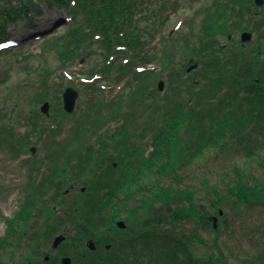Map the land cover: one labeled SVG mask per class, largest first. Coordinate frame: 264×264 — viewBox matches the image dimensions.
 Returning a JSON list of instances; mask_svg holds the SVG:
<instances>
[{
	"label": "trees",
	"instance_id": "obj_1",
	"mask_svg": "<svg viewBox=\"0 0 264 264\" xmlns=\"http://www.w3.org/2000/svg\"><path fill=\"white\" fill-rule=\"evenodd\" d=\"M13 1L0 0V17L3 18L4 23L12 22L21 14H27L31 10H39L34 4L35 0H20L21 7L14 14L8 11L14 9ZM42 1L65 8L73 18V26L65 36L69 38L68 44L60 53L63 64H66V58L71 59L72 62L83 56V47L87 45L82 44L86 41H90V45L94 42L103 45L107 51L106 60L116 56L110 66H106L104 72L109 74V70L113 69L114 72L119 73V78L128 79L130 93L126 105L129 108V119L134 118V122L136 118H140L141 121L146 120L142 127L140 125L143 131L139 137L149 140L138 146L128 134V126H121V130L114 135L116 139L112 140V144L103 143L102 147L107 152L99 153L97 161V163H117V167L110 166L108 172L95 175L94 179L96 178L100 183L98 181L89 183L87 194H82L75 201L60 202L54 198L40 202V198L35 196V193L40 195L46 193L45 189L50 188L47 182L53 184L56 174L47 177V180L40 184L39 189L34 187L27 195L21 210L7 220L6 234L0 239V264H46L43 260L36 259L32 249L15 262L14 257L23 247L22 242L27 234L37 246L44 234L46 238L51 239L57 232H64L68 237L65 246L70 247L69 244L71 246L74 244L71 242L73 232L67 230L68 226L78 230L80 243L86 237L102 238L104 232L101 231V227H106L109 231L116 230L114 223L122 211L129 212L128 221L133 227H137L138 238L123 237L125 241H129L128 247L119 244L117 246L114 243L115 250L121 248L117 255L111 253L110 255L114 254V256L97 263L94 261L89 263L88 260V264H207L199 257L205 256L202 251L196 253L189 245L198 240L203 243L200 237L178 233L177 236L172 233L168 235L167 232L159 234L156 229L168 225L176 231L179 223L190 222L193 219L198 225L213 230L208 218L221 209L223 198L217 194V201L209 200L210 207L207 208L200 202L203 199L197 196L196 189L180 186L163 187L158 182L156 185L145 186V182L153 175L157 176V180L168 177L173 181H180V172L189 166L190 169H195L194 162L212 150L226 153L243 152L246 156L258 155L264 150V57L256 53L252 57L253 64L240 68L241 55L232 49L231 55L226 59L223 44H220L218 39V36L229 35L239 28L241 21H246V16L251 15L253 0H212V3L199 11L203 15L201 33L191 34L189 31L179 34L177 38L165 37L161 47L156 48V51L154 48L158 46L152 43L156 39V34L164 27L162 14L164 16L169 12L166 10L170 4L168 0ZM26 18L31 21L30 17L26 16ZM1 24L3 23H0V36H3L5 27ZM95 36L99 38L96 41H94ZM65 37L58 39L62 40ZM194 37L200 40L198 46L194 44L191 46L190 41ZM179 54H182L187 62L182 63L176 73L168 72L169 85L178 88V85L184 84L187 93L185 96L188 98H183V94L174 89L176 92L172 90L166 96L157 97L154 102L146 100V109L144 108L141 116L137 117L135 113L140 110L137 109L134 101L139 93L142 94L143 90L149 89L155 79V71L138 72L136 67L156 64L160 66L156 75L162 77L165 70H170L171 64ZM194 55H197V61L202 65L200 80L195 78L194 73L189 78H185L188 61ZM121 59L127 60V63L123 64ZM52 77H49V81ZM203 78L205 83L202 81ZM189 79L195 81L189 83ZM43 84L46 87L47 80ZM222 86L230 87L227 94L221 95ZM155 91L160 93L157 88L148 90V95L153 99ZM243 91L247 92L246 96H242ZM45 99L46 92L37 94L33 101L38 104ZM168 104L171 107H168ZM120 105L121 103L117 104V112L120 110L124 113L126 110H122ZM5 113L2 117H8ZM57 113L58 117L68 116L64 111ZM115 113L116 110L112 112L113 116ZM55 116V121L48 126L50 129L48 134L55 137L52 144L56 147L57 151L54 154L57 155L52 154L50 158L47 156L48 160L51 159L50 163H57V159L61 156V151L57 147L66 144L64 141L56 140L62 126L56 114ZM30 117H32L31 121L29 119L28 121L35 129L42 120H45L36 108L28 118ZM2 128L4 137L0 139L10 144L9 149L14 148L12 141L20 144V148L14 153L15 158L28 152V144H24L14 136L13 126L8 127L7 123ZM107 148L114 150L110 152ZM146 149L148 154L143 151ZM94 152L97 153L98 150H91L88 162L84 163H92ZM110 184L115 186L112 191L105 196H96V192L107 189ZM142 190H148L150 193L149 197L142 201L143 206L133 205L130 209H126V204H123L124 208L119 213L113 209L116 207L112 204L113 200L120 191L126 194L131 204L138 200L137 194ZM228 192L235 208L264 204V183L242 173L237 174L234 184L228 187ZM119 201L116 200V204ZM59 203L63 210L57 214L55 205ZM37 207L39 209H36ZM145 209L148 212H145ZM144 213L148 214L146 219ZM36 217L44 219V222L50 225L44 231L42 227L39 229L33 226L31 223ZM13 240H17V243L14 244ZM139 242L142 245L138 251L135 243ZM6 252L10 254L9 258L5 256ZM141 256L146 258L147 262L138 261ZM52 263H54L53 259ZM78 264L84 262L78 260Z\"/></svg>",
	"mask_w": 264,
	"mask_h": 264
},
{
	"label": "rangeland",
	"instance_id": "obj_2",
	"mask_svg": "<svg viewBox=\"0 0 264 264\" xmlns=\"http://www.w3.org/2000/svg\"><path fill=\"white\" fill-rule=\"evenodd\" d=\"M18 1L20 0L13 1L15 9L19 8L20 4ZM168 1L170 4L166 10H169V12H166L164 16L162 14L164 27L156 34V41L152 43V45L158 46L154 48L155 51L156 48L161 47L162 40L165 37L166 39L177 38L179 34L189 31L191 34L201 33L200 27L203 15L199 11L212 3V0ZM34 4L36 7H40L41 10L39 16L31 20L33 26L22 15L15 22H6L5 24L3 18L0 17V23L5 25L6 35L9 36L8 40L18 42L17 46L0 52V127H2L1 123L3 122L5 125L8 123V127L13 126L15 130L14 136H17L24 144H28V152H30V148L34 149L32 156L28 154L16 160L14 153L20 148V144L12 141L14 148L9 149L10 144H6L0 139V239L6 234L8 218L14 217L21 210L26 196L35 187V183L40 182L49 172L50 174L60 172V175L56 176L58 180L62 183L66 182L68 187L75 186L76 191L87 181L89 183L98 181L96 178L94 179L95 174L98 173L96 171L94 173L93 169L94 167L97 168L95 165H97L99 153L107 152L102 145L103 143L105 145L112 144V140L116 139L114 135L121 130L119 122L122 120L124 123L122 126H128V134L132 137L134 143L138 146L145 144L144 138L142 139L139 136L143 131L140 125L142 127L143 122L146 120L141 121L140 118H136V122H134V118L129 119V108L126 105L130 93L128 84L125 85L123 81L121 82L118 79L119 76L114 74L113 69L109 70L112 74H104L106 66L110 64V62L105 60L107 51L104 46L95 42L90 45L91 42L86 41L82 44L87 45L83 47V56L74 59L72 62L71 59L66 58V64H63L60 53L68 44L69 38L65 36L73 26V20L67 19L69 16L66 13L68 12L61 7L57 8L53 4L47 6L46 2L41 0H35ZM255 11V14L252 13L256 18L255 22L264 21V5L262 7L258 6V10ZM76 13L78 15V11ZM194 14L196 16L193 19ZM63 20L65 21L63 22ZM240 27H244L243 24H240ZM242 32L243 30L236 28L229 35L226 34L220 37V44L225 45L223 50L235 49L236 52H243L244 54L264 51V38L257 39L260 36V32H264V29L255 30L252 40L245 44H241L239 41ZM61 37L65 38L62 40L58 39ZM56 41H58L57 45ZM199 41L197 37L191 38V46L192 44L198 46ZM254 42H256L255 45H253ZM62 46L63 48H61ZM255 47H258V50H255ZM85 54L88 55L84 56ZM22 56L25 58H22ZM193 60L197 62V55H194ZM186 62L187 60L184 56L179 54L171 64L170 70H165L162 77L156 75L160 70V66L153 64L157 68L154 70L155 79L151 82L149 89L156 88L158 82L162 80L164 92L162 94L155 91L154 99L148 95L149 89L143 90L142 94L139 93L134 101L137 104V109L140 110V112L135 113L137 117L141 116L144 108L146 109V100L154 102L157 97L166 96L172 90L175 91L174 89L181 92L183 98H188L185 96L187 94L183 87L185 85L180 84L178 88H175L172 84L170 86L168 77L169 71L176 73V71L180 70L181 64ZM62 68L65 69L62 70ZM196 70H200V68L193 70L195 78L202 79L201 72L203 70ZM94 75V80L91 83L83 82L81 81L82 78H79L80 76L93 77ZM51 76L55 77L53 82L49 81ZM45 80H47L46 87L43 84ZM188 81L192 83L195 80L190 81L189 79ZM202 81L205 83V78ZM68 87H72L79 92L77 109L72 116H68L66 119L62 118L60 125L62 126L61 134L66 133L67 137L64 141L66 144L62 147H57L61 151V156L57 159V163H50L49 160L51 159L48 160V158L56 153L57 150L52 144L55 137L48 134L50 132L48 126L55 121V114L58 117L57 112L62 113V94ZM229 89V86L220 87V90H222L221 95H223V92L229 91ZM45 92V100L49 101L53 108H50L48 116L42 115L45 120H42L39 127L35 129L30 124L32 117L28 118L27 113L33 112L35 108L40 110L42 103L36 104L33 99L37 94ZM119 103L122 105V110H126L124 113L120 112V110L117 112V104ZM168 107H171V105L168 104ZM114 110H116L117 114L115 113L113 116L112 112ZM3 113L8 115V117H2ZM144 117L147 119V116L144 115ZM70 123L73 126H68ZM2 136L4 137V134L1 132L0 138ZM94 149H98V152H94L92 163H84L88 162L91 150ZM107 149L108 151L114 150L113 148ZM143 151L148 154V149ZM116 152L114 151V153ZM31 157L34 158L31 159ZM194 163H196L195 169H190L189 166L180 172V181H173L168 177L157 180V176L153 175L146 179L145 186L156 185L158 182L163 187L180 186L181 188L190 187V189H196L197 196L203 199L200 202L205 204L207 208L210 207L208 205L209 200L217 201L216 196L219 194L223 198L222 209L225 211V215L219 221L218 232L216 233L204 225H198L193 219L190 220V225L186 221L179 223L176 231H173L168 225H163L161 228L162 232H167L168 235L172 233L175 236H177L176 233L180 235H196L202 239L201 241H207V245L208 242L215 241L218 249H220V243L218 242L223 241L224 246H226L222 247L225 254L226 250L232 248L231 244H242L245 251H247L244 255V259H246L247 256L251 255V252H254L252 245L255 242L264 243V209H254L248 212L243 208H235L232 205L233 202L229 196L228 187L234 184L238 173L264 183V150L258 155L251 156H246L243 152L226 153L212 150ZM104 172L102 173L104 174ZM229 183L230 185H228ZM114 187L110 184L107 189L98 192L97 196L101 197L108 194ZM55 194L52 196L53 198ZM149 194L148 190H142L141 193L137 194L138 200L130 204L126 194L120 191L116 199H114L115 201L113 200L112 204L116 206L113 209L119 213L124 208L123 200L129 202V209L133 205L143 206L142 201L145 198L147 199ZM75 195L76 192L70 196ZM121 199L122 201H119ZM116 200L119 201L117 204ZM39 201L42 202L44 200L40 198ZM73 201H75V198H73ZM145 212H148V210L145 209ZM143 215L144 219H146L148 214L144 213ZM122 217L125 218L127 216L123 214ZM38 223L41 224V220ZM256 228L258 229L256 230ZM137 233V227L132 226L131 230L125 234L136 236ZM73 236L76 237L77 232H74ZM199 241H193L196 243L191 245L197 246ZM13 242L16 244L17 240H13ZM32 242L33 240H30L27 234L22 242L23 247L20 248L14 257L15 262L20 260L22 255L30 249L34 252L36 259L39 260H43L46 254L54 258L62 252L74 257V247L63 246L61 249L53 251L52 237L51 239L46 238L45 234L43 239L37 243V245L40 244V248L33 247ZM245 245L251 249L248 248L246 250ZM139 246L138 244L137 248ZM203 251H206V249L203 248ZM237 255L234 252L231 260L234 261ZM5 256L9 258L10 254L6 252ZM226 256L229 261L228 257L230 256L227 254Z\"/></svg>",
	"mask_w": 264,
	"mask_h": 264
},
{
	"label": "water",
	"instance_id": "obj_3",
	"mask_svg": "<svg viewBox=\"0 0 264 264\" xmlns=\"http://www.w3.org/2000/svg\"><path fill=\"white\" fill-rule=\"evenodd\" d=\"M258 5H262L263 0H256ZM251 38V35L248 33H243L242 34V40L244 42L249 41ZM190 71V68L188 69ZM159 88L162 89L163 88V82L159 83ZM78 97V93L76 91H74L73 89L69 88L65 91L64 93V106H65V110L68 112H72L74 110L75 104H76V99ZM49 109V104L45 103L44 106L42 107V111L44 113H47ZM216 220V218H214ZM120 227L124 228L125 224L124 222H119L118 223ZM216 227V224H215ZM65 239L64 236H58L53 244L54 248H57L58 245ZM90 247L92 249H94V243L90 242ZM63 264H71V259L70 258H64L62 261Z\"/></svg>",
	"mask_w": 264,
	"mask_h": 264
},
{
	"label": "flooded vegetation",
	"instance_id": "obj_4",
	"mask_svg": "<svg viewBox=\"0 0 264 264\" xmlns=\"http://www.w3.org/2000/svg\"><path fill=\"white\" fill-rule=\"evenodd\" d=\"M253 33H254V31H253ZM257 39L260 40L261 37L259 36ZM254 43H256V42H254ZM241 44H243V43H241ZM241 47H243V46H241ZM74 187L75 186H72L70 189H74ZM245 248H247L246 250H248V248H250V247L245 245ZM252 248H253L255 253L251 252V255L247 256V258L244 259V255L247 251H245L242 244H239L237 246V249L235 252V254H238L237 257H235L236 262H233L231 260L232 257H228L229 261H228V259H226L225 264H264V243L261 242L260 244L257 243L255 245H252Z\"/></svg>",
	"mask_w": 264,
	"mask_h": 264
}]
</instances>
